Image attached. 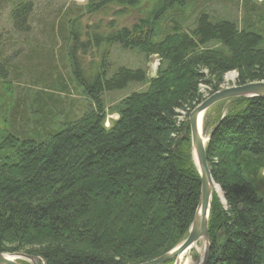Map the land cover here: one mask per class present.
Segmentation results:
<instances>
[{
  "label": "trees",
  "instance_id": "1",
  "mask_svg": "<svg viewBox=\"0 0 264 264\" xmlns=\"http://www.w3.org/2000/svg\"><path fill=\"white\" fill-rule=\"evenodd\" d=\"M106 2L135 7L140 0L98 5ZM173 5L183 7L184 0H157L144 17L106 37L110 45L157 55L156 75L147 78L145 70L118 67L109 79L98 73L90 83H79L91 103L78 118L44 129L55 108H43L38 97L51 102L45 90H65L62 82L51 84L55 54L38 48L51 47L54 39L29 56L30 74L34 78L39 69L41 74L33 83L43 86L32 98L31 107L41 115L33 116L29 136L18 129V104H10V85L5 89L0 252H25L45 264H139L184 240L200 191L187 120L206 98L199 85L210 95L230 71L236 72L237 84L264 81V36L248 24L239 27L237 21L200 13L190 33L174 30L157 40L159 22ZM30 10L29 0L12 8L15 28L21 30ZM70 28L60 38V51ZM129 83L147 87L111 106L108 112L117 117L105 126L102 92ZM220 104L227 105L223 113L215 109ZM211 111L215 120L203 122L205 152L222 199L213 193L210 202L206 264H264V190L256 191L264 170V99H226L207 114Z\"/></svg>",
  "mask_w": 264,
  "mask_h": 264
},
{
  "label": "rangeland",
  "instance_id": "2",
  "mask_svg": "<svg viewBox=\"0 0 264 264\" xmlns=\"http://www.w3.org/2000/svg\"><path fill=\"white\" fill-rule=\"evenodd\" d=\"M29 1L31 10L21 25V30H18L17 27H14L10 13L20 0H0V64L2 63L0 76L2 74L4 76V83L0 81V100L3 101L5 89L10 85L9 89L12 94L10 104L14 106V103H17L20 113L19 116L16 114L19 122L17 126L27 136L31 134V128H34L33 116L35 113L36 117L41 115L34 111L36 107H31L32 98L36 97L35 94L38 90L43 89L40 84L33 83L35 77H40V69L36 71L39 75L36 73L34 78L29 72L32 67L29 56L34 53L35 47L40 43H47L54 39L51 47L42 44L38 48L41 47L40 50L49 51L52 55L55 54L54 62H58L54 65L55 69L57 67V76L52 74L51 84L60 85V82L65 84V90H45L46 94L52 95L51 102L47 98L37 96L40 98L43 108L48 105L51 107L50 104H52L53 110L55 108V112L46 120L45 126L44 123L38 125L41 129L44 126L45 130H54L58 123L81 116L91 102L81 91L79 83H90L98 73H103L104 78L109 79L116 68L125 67L145 70L147 78L156 75L160 62L157 55H146L137 48H122L118 44L110 45L107 43L106 37L118 29L130 27L138 18L144 17L146 12L155 8L157 0H140L135 7L118 5L114 2L98 5L100 0ZM178 8L173 5L171 9L165 11L161 22H159L157 40H161L165 33L169 34L174 30L190 33L200 13H208L214 19L237 21L239 27L248 24L252 29L261 31L264 36V0H184L183 7ZM70 26L72 27L70 28ZM69 28L71 34L63 47L65 54L60 51L62 41L60 38L68 35ZM236 77L235 71L226 73L220 88L236 85ZM146 87V84L129 83L124 89L103 91L101 100L105 111L108 112L111 106L117 104L120 99L131 92L144 91ZM199 91L204 97L209 96L208 88L205 85H199ZM226 108L227 105L220 104L215 109L221 110L223 113ZM183 114L185 115V113H182L181 119H184ZM116 117L114 113H106L105 126H108L111 119ZM215 117V111L205 113L202 121L204 137L208 138V129H203L204 120L211 123ZM7 127L8 125L5 126V129ZM261 176L258 175L259 183L256 189L259 195L264 190V184L261 183H264V170L261 171ZM216 194L222 199L220 191H217ZM195 245L196 247L191 248L184 258L197 264L202 255L203 244L199 240ZM18 262L30 264L24 260H18ZM165 264H173V260Z\"/></svg>",
  "mask_w": 264,
  "mask_h": 264
},
{
  "label": "water",
  "instance_id": "3",
  "mask_svg": "<svg viewBox=\"0 0 264 264\" xmlns=\"http://www.w3.org/2000/svg\"><path fill=\"white\" fill-rule=\"evenodd\" d=\"M233 98H262L264 99V81L236 84L230 87L220 88L196 105L188 114V126L190 147L193 163L200 179V191L196 209L184 240L176 247L165 252L161 256L139 264H163L173 260V264H180L184 253L202 241L203 251L197 264H206L209 257L210 238L208 234V216L210 202L213 193H217L218 185L212 179L206 158L207 137L203 136L202 121L207 110L214 104ZM18 260H24L30 264H45L44 260L37 256L23 252H0V264H20Z\"/></svg>",
  "mask_w": 264,
  "mask_h": 264
},
{
  "label": "bare ground",
  "instance_id": "4",
  "mask_svg": "<svg viewBox=\"0 0 264 264\" xmlns=\"http://www.w3.org/2000/svg\"><path fill=\"white\" fill-rule=\"evenodd\" d=\"M218 190L217 191H220V188H219V186H218V188H217ZM202 246V245H201ZM194 247H196V245H192L191 246V248H194ZM190 248V249H191ZM190 249H188L187 251H186V253H184V256H183V259H182V261H181V263L180 264H194V263H192V262H190V260H188V259H186V258H184L185 257V255L187 254V252L188 251H190ZM202 254V253H201Z\"/></svg>",
  "mask_w": 264,
  "mask_h": 264
}]
</instances>
